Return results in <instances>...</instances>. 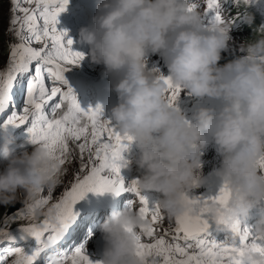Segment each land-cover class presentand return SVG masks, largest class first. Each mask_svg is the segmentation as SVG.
I'll return each mask as SVG.
<instances>
[{
	"label": "clouds",
	"instance_id": "1",
	"mask_svg": "<svg viewBox=\"0 0 264 264\" xmlns=\"http://www.w3.org/2000/svg\"><path fill=\"white\" fill-rule=\"evenodd\" d=\"M189 3L96 0L91 24L79 29L76 42L87 47L89 63L102 66L109 78L117 102L104 120L121 137L131 138L139 191L158 194L155 203L169 220L190 214L186 197L204 184L202 156L210 141L220 157L215 174L230 192L226 205L212 204L211 211L245 226L255 210L258 218L248 228L264 238V169L259 166L264 161V30L253 28L252 38L239 49L242 54L220 64L230 23L209 25L202 11L189 10ZM245 22L251 26L250 14ZM149 54L164 61L166 75L148 67ZM165 80L196 101L191 118L177 106L179 95L169 102ZM206 100L219 106L201 104ZM14 145L11 133H0L5 161L0 206L5 207L32 201L59 183L60 165L44 147L31 143L30 152L16 154ZM35 215L39 218L42 210ZM76 217L77 228L91 225L84 216ZM148 224L134 206L112 211L96 231L104 242L99 264H142L136 236ZM77 233L80 237L79 228ZM48 264L60 261L53 256ZM241 264H264V255L245 249Z\"/></svg>",
	"mask_w": 264,
	"mask_h": 264
},
{
	"label": "snow or ice",
	"instance_id": "2",
	"mask_svg": "<svg viewBox=\"0 0 264 264\" xmlns=\"http://www.w3.org/2000/svg\"><path fill=\"white\" fill-rule=\"evenodd\" d=\"M244 4L248 0H242ZM69 0H9L5 66L0 69V115L5 124L27 126L29 140L44 147L60 168L59 180L75 164L72 179L53 200V191H43L27 201L18 211L0 218V264H44L56 256L60 264H92L83 244L74 246L79 235L74 205L89 192L111 193L114 197L129 193L141 219L149 222L139 230L137 256L142 264H241L245 249L264 255V238L247 226L227 223L217 211L226 205L230 192L222 186L214 197H186L191 213L169 220L162 230L164 215L156 203L145 199L137 181L125 184L121 169L127 166L124 153L131 138L121 137L106 120L99 107L81 109L71 88H65L64 73L78 66L84 56L74 51L73 41L65 31H58V16ZM205 21L211 24L231 23L221 13V0H203ZM239 5L241 0H233ZM200 9L190 0L189 10ZM15 41V42H13ZM36 44L39 47H33ZM169 84L168 99L176 101L179 89ZM264 169V161H261ZM43 212L42 219L35 215ZM210 222L223 232L224 239H210ZM17 224L15 230L11 228ZM35 241L34 246L27 243ZM11 258V259H9ZM99 264V261L96 262Z\"/></svg>",
	"mask_w": 264,
	"mask_h": 264
},
{
	"label": "rangeland",
	"instance_id": "3",
	"mask_svg": "<svg viewBox=\"0 0 264 264\" xmlns=\"http://www.w3.org/2000/svg\"><path fill=\"white\" fill-rule=\"evenodd\" d=\"M197 2L200 4V11L203 12L204 9V3L203 0H197ZM95 3L96 0H69V3L67 5L66 10L58 16V24H57V30L58 31H65L67 33V38H70L73 41L72 48L74 51L81 52L84 56L83 60L79 63L78 66H69V70L64 73L65 80L69 83L72 79H77L79 81H83L85 83H89L87 88L79 89V93L77 94V102L79 103L82 110L87 111L89 108H92L95 110L100 102H102V94L100 93V89L97 88V86L94 85V83H98L101 86H108L111 88L109 78L104 76V69L102 66H95L89 63L87 59V47L79 45L77 41V34L81 27L79 25L89 26L91 24V18L95 14ZM249 7L258 14L261 19L264 22V0H249V3L247 4ZM9 0H0V69H3L5 66V41L11 39V37L5 36L4 30L8 27V18H9ZM80 8H85L84 11ZM93 11V12H92ZM71 12H73L71 14ZM221 13L222 16L226 20L232 21L230 23V30L228 33L229 41H228V47L227 49L221 53V60L220 64L222 62H228L232 60L235 56L241 55L242 53L239 51L241 44L239 43V32L236 28V21L235 16L231 14V11L229 7H227L226 4L223 3L221 0ZM85 14H87L88 17H90L88 20L85 18ZM239 24V22L237 23ZM15 42V41H13ZM33 47H39V45L33 44ZM148 67H156L159 68L161 73L167 74V69L164 65V61L159 57V55H152L149 54L148 56ZM70 87V86H67ZM110 92L114 95L113 99L117 100L116 95L114 92ZM73 94H75L73 92ZM201 104L204 106L214 107L215 103L214 101H202ZM195 105L196 101H194L192 98L184 96L183 93H180L178 100H177V106L184 112L185 116L187 118H191L192 113L195 111ZM0 127H9L8 129L15 128L16 129V136L15 137V148L17 149L16 153L18 154L21 150H32V145L29 140V135L27 132V126L22 125L19 127L6 125L5 119L6 116L0 115ZM107 119L102 118V120ZM14 131V130H13ZM7 132V129L0 130V133ZM135 150V148H134ZM126 153V161L127 166L124 169V172L128 174L131 171H134L137 175H140L139 171L136 168V165L133 161V156L135 155V151H133V147L130 146L128 151ZM220 157L217 156L215 149L211 143L208 144L207 150L204 152L202 156V176L205 177L208 173L215 171L219 167ZM5 164V161L3 159L0 160V170H2L3 166ZM131 181H125V184L129 183ZM68 184V183H67ZM65 185L64 187H66ZM63 190V189H62ZM205 191L204 187L194 188L192 192L189 193V195H196L199 196ZM46 192V191H45ZM63 192V191H62ZM61 192V193H62ZM59 193L56 197L61 195ZM126 193H122L120 195L121 198ZM100 195V196H99ZM103 195H112L111 193H104V194H94L92 192H89L85 195V197L80 200L76 205H74V213L78 214L80 213L84 208H86L91 201H93L95 196L102 197ZM128 195V193H127ZM56 197L53 199L55 200ZM126 198V197H125ZM21 199H23V196L21 195ZM128 201H130V196H128ZM128 205V203H127ZM21 207H23V204L20 202H17L14 205L11 206H0V218L4 214H12L15 211H18ZM121 210H124L126 208L121 207ZM164 221L162 225V230L168 228L169 225V219L164 216ZM43 218L42 215L38 218ZM174 224V219H173ZM101 223H99L100 225ZM17 227L16 223H13L11 225V228L15 230ZM78 228L80 229L81 235L80 240H84L83 246L86 254L89 256V259L92 261V264H96L97 261L101 258L102 248L104 247V242L100 238V232H97L93 236L87 237L88 230L85 227H81V224L78 225ZM99 234V235H98ZM98 236L102 240L100 243L98 241ZM93 237L95 238L94 241H92V244L89 245V239ZM86 238V240H85ZM11 259V258H9ZM38 264H44V261L39 262Z\"/></svg>",
	"mask_w": 264,
	"mask_h": 264
},
{
	"label": "trees",
	"instance_id": "4",
	"mask_svg": "<svg viewBox=\"0 0 264 264\" xmlns=\"http://www.w3.org/2000/svg\"><path fill=\"white\" fill-rule=\"evenodd\" d=\"M224 4L229 7L231 14L235 16L236 28L239 32V43L242 45L244 42L249 41L253 35V28L264 30V22L261 17L253 12L249 5H244L242 0L239 5L233 3V0H222ZM252 16L251 26L245 21L248 15ZM239 22V24H237ZM226 62H222L224 64Z\"/></svg>",
	"mask_w": 264,
	"mask_h": 264
},
{
	"label": "water",
	"instance_id": "5",
	"mask_svg": "<svg viewBox=\"0 0 264 264\" xmlns=\"http://www.w3.org/2000/svg\"><path fill=\"white\" fill-rule=\"evenodd\" d=\"M214 103H215L216 107L219 106L218 102L214 101ZM203 178H204V184L202 187L205 188V191L199 196L189 195V198H193V197H204V198L214 197L218 193L219 189L222 187V182H221L220 178L217 177V175L215 174V171L208 173ZM210 225H211L210 229H212L215 226V224L213 222H210Z\"/></svg>",
	"mask_w": 264,
	"mask_h": 264
},
{
	"label": "bare ground",
	"instance_id": "6",
	"mask_svg": "<svg viewBox=\"0 0 264 264\" xmlns=\"http://www.w3.org/2000/svg\"><path fill=\"white\" fill-rule=\"evenodd\" d=\"M80 9H82V8H80ZM82 11H84V9H82ZM93 12V11H92ZM85 19L86 20H88L90 17H88L87 16V14H85ZM79 26H83L84 27V25H79ZM15 147V146H14ZM133 147V151H135L134 150V146H132ZM17 154V153H16ZM124 155V158L126 159V153H124L123 154ZM75 167H76V165L75 164H72L71 166H69V169H68V174L67 175H65V176H63L62 177V182L55 188V190L53 191V199L59 194V193H61L64 189H65V185H67V183H68V181H70L71 179H72V172H73V170L75 169ZM121 176L124 178V181H128V179H129V177H128V174L126 173V172H124V169L122 170L121 169ZM63 189V190H62ZM127 195V193L123 196V197H125ZM100 196V195H99ZM96 197V196H95ZM94 197V198H95ZM121 200V198L120 199H118L117 201H120ZM93 235H94V233H93ZM93 235H91V236H93ZM99 235V234H98ZM101 238V237H100ZM99 238V236H98V241H99V243L102 241L101 239ZM101 248H103V247H101Z\"/></svg>",
	"mask_w": 264,
	"mask_h": 264
}]
</instances>
